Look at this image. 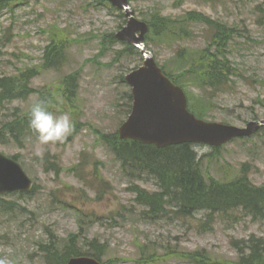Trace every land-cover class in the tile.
Wrapping results in <instances>:
<instances>
[{
	"label": "rangeland",
	"instance_id": "obj_1",
	"mask_svg": "<svg viewBox=\"0 0 264 264\" xmlns=\"http://www.w3.org/2000/svg\"><path fill=\"white\" fill-rule=\"evenodd\" d=\"M129 5L136 18L146 22L154 14L175 20L194 12L226 26L227 58L239 76L224 93L208 96L213 104L206 120L236 128L264 120V0H129ZM124 23L119 13L98 0H14L10 11L0 13V77L39 69L49 33L61 29L71 39L68 61L58 71L42 70L31 80L32 88L49 91L72 73L78 79L72 107L52 113L71 117L72 131L62 142L42 145L36 133L22 137L23 142L7 141V135L0 140V153L15 157L37 187L27 196L1 197L0 258L6 257L9 264H40L38 244L47 240L48 233L66 239L80 232L88 240L105 243L108 251L102 260L107 264H190L177 254L200 249L215 259L233 261L236 241L250 236L264 239V218L252 219L239 211L216 216L206 226H201L202 211L184 219L169 210L166 216L143 215L132 190L139 185L157 192L156 183L126 176L100 137L115 134L125 121L123 94L129 89L120 76L142 64L140 54L126 56L119 44L102 55V38L108 40ZM213 32L192 23L188 40L160 41L150 33L146 47L157 64L176 74L184 68L175 63L177 53H198L211 45ZM188 85L184 86L188 96L205 98ZM37 97L5 103L0 127L17 113L26 115ZM207 147L198 161L208 178L229 181L245 165L251 183L264 186V127L216 152Z\"/></svg>",
	"mask_w": 264,
	"mask_h": 264
},
{
	"label": "trees",
	"instance_id": "obj_2",
	"mask_svg": "<svg viewBox=\"0 0 264 264\" xmlns=\"http://www.w3.org/2000/svg\"><path fill=\"white\" fill-rule=\"evenodd\" d=\"M101 6H106L115 13L106 0H98ZM14 6V0H0V13L2 10H10ZM149 22L150 33L154 39L170 41L188 40L189 25L203 22L210 30L211 45L200 49L198 53L181 50L175 57L178 67H184L176 74L164 71L172 82L180 87L195 86L204 99H195L189 94L188 110L197 118L203 119L209 116L213 101L209 95L224 93L232 82V78L239 76L228 61V50H225L229 40V30L220 26L201 14L187 13L184 17L175 20L160 17L158 14L151 16ZM120 27V25H119ZM50 39L43 51L39 69H26L13 76L0 77V109L5 103L14 100H26L30 96L38 95L37 101L46 102L48 111L54 113L59 109L69 107L77 96L78 79L76 73L60 78V83L51 90H38L32 88V79L42 70L58 71L68 61V50L71 39L60 29L58 32H50ZM102 55L107 48L118 45L113 35L102 38ZM122 45V44H121ZM126 56L138 53L132 46L122 45ZM212 49V50H211ZM116 61V60H115ZM174 62V61H173ZM180 73L179 75H177ZM121 82L124 77L120 76ZM183 78V80H182ZM123 97L126 101L125 113L129 114L131 108L130 92H125ZM35 101L34 103H36ZM26 115L13 116V119L0 127V140L13 143L19 141L28 133H35L29 127L30 109ZM103 143L111 151L114 160L120 163L121 171L131 179L150 178L159 189L157 192H146L135 185L133 193L136 195L135 202L145 210L146 217L166 216L168 210L177 218L192 217L196 212H204L205 220L201 226L213 223L216 216H229L233 211H239L252 219L264 218V186H256L251 183L247 176V167L242 165L238 175L224 182L204 176L199 168L198 160L194 159V153L190 150L191 145L170 146L166 149H158L155 146L142 145L138 142L120 141L115 134L101 135ZM3 142V141H2ZM219 150H214L215 152ZM46 157H49L47 154ZM0 205L1 199H0ZM172 208V210L170 209ZM176 209V210H173ZM82 234H71L62 239L48 233L47 240L38 244V257L40 264H66L71 257L80 255L96 258L103 263V257L108 251L107 245L96 239L88 240L81 238ZM237 259L233 261L218 260L205 250L185 252L177 254L185 262L192 264H264V239L250 236L248 239L236 241Z\"/></svg>",
	"mask_w": 264,
	"mask_h": 264
},
{
	"label": "water",
	"instance_id": "obj_3",
	"mask_svg": "<svg viewBox=\"0 0 264 264\" xmlns=\"http://www.w3.org/2000/svg\"><path fill=\"white\" fill-rule=\"evenodd\" d=\"M112 7L124 11L128 19L114 38L133 45L144 61L138 69L125 76L131 89L132 107L127 120L118 130L122 140H134L154 145L160 149L181 144H207L219 147L240 137H250L264 126V120L252 121L245 128L202 121L187 110V98L181 87L175 86L164 76L152 54L145 47L144 36L148 26L138 21L128 0H107ZM31 180L21 166L0 154V194L29 192ZM68 264H99L88 257L72 258Z\"/></svg>",
	"mask_w": 264,
	"mask_h": 264
},
{
	"label": "clouds",
	"instance_id": "obj_4",
	"mask_svg": "<svg viewBox=\"0 0 264 264\" xmlns=\"http://www.w3.org/2000/svg\"><path fill=\"white\" fill-rule=\"evenodd\" d=\"M29 127L36 133L37 140L42 145L62 142L73 128L71 117L68 113L54 116L48 111L46 102L37 101L30 109ZM190 150L194 153V159L208 151L207 145L193 144ZM0 264H9L6 257L0 258Z\"/></svg>",
	"mask_w": 264,
	"mask_h": 264
}]
</instances>
